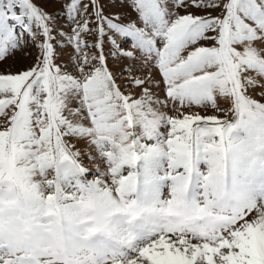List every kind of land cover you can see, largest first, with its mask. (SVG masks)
I'll return each mask as SVG.
<instances>
[{
  "label": "snow or ice",
  "instance_id": "6c2138e0",
  "mask_svg": "<svg viewBox=\"0 0 264 264\" xmlns=\"http://www.w3.org/2000/svg\"><path fill=\"white\" fill-rule=\"evenodd\" d=\"M0 264H264V0H0Z\"/></svg>",
  "mask_w": 264,
  "mask_h": 264
},
{
  "label": "rangeland",
  "instance_id": "374dc122",
  "mask_svg": "<svg viewBox=\"0 0 264 264\" xmlns=\"http://www.w3.org/2000/svg\"><path fill=\"white\" fill-rule=\"evenodd\" d=\"M36 2H37V3H43V0H36ZM43 6L46 8V10H48V11H50V12L53 10L54 7H58V5H54V4H52V3H44ZM62 59H67V56L62 57ZM22 62H24V61H22ZM110 64H111V61H110ZM84 164H85L87 167H89V168H92V169L95 168V164H94L92 161H89V160L86 159V158L84 159ZM50 175H51V174H50ZM87 178H88V179H92L93 176H92V175H89Z\"/></svg>",
  "mask_w": 264,
  "mask_h": 264
}]
</instances>
